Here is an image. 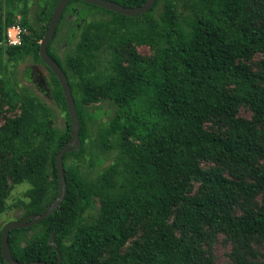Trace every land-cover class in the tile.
Returning a JSON list of instances; mask_svg holds the SVG:
<instances>
[{"label":"trees","instance_id":"1","mask_svg":"<svg viewBox=\"0 0 264 264\" xmlns=\"http://www.w3.org/2000/svg\"><path fill=\"white\" fill-rule=\"evenodd\" d=\"M57 1L51 0L52 7ZM74 1L82 0H71L67 6ZM114 1L136 6L145 0ZM161 1L138 16L82 2L114 14L120 22L141 20ZM250 1L194 0L192 13L185 17L174 2L163 0L157 26L136 32L138 42L156 38L163 43L155 57L133 69L123 66L114 54L111 74L99 82L94 23L85 27L75 52L64 62L48 43L50 54L69 78L83 145L64 155L67 184L59 205L38 223L10 230L15 258L56 264L59 249L62 264H96L109 247L114 264H215L211 246L203 247L213 240V233L225 232L237 248L264 237V167L250 159L251 153L264 158V143L252 148L249 141L259 133L256 123L264 119V85L256 82L257 77L240 60L264 51V28L252 25L253 14L247 10ZM11 24L10 18L0 15V38ZM44 32L30 45L25 41L27 35L20 45H8L6 54L12 57L32 50L34 59L52 73L56 101L68 110L59 80L39 54ZM132 54L134 62L141 64L138 55ZM1 63L0 59V67ZM100 95L117 105L108 132L119 137L120 165L110 167L103 178L93 182L74 165H67L66 159L70 155L79 158L86 151L87 113L80 100L97 101ZM18 96L20 113L0 128V158L6 163L4 169L0 167V201L9 188V175L15 182L30 181L24 217L43 213L58 197L56 154L69 143L72 127L68 115L66 127L58 130L48 106L28 92ZM241 102L253 108L252 121L236 115ZM212 117L225 119L231 129L225 134L208 129L206 122ZM207 158L229 159L251 180H235L220 170L204 169L200 161ZM194 179L200 181L199 191L190 194ZM96 195L101 201L99 211L90 224L83 223L82 213L95 204ZM238 204L243 208L241 214L235 212ZM173 212L174 219L168 223ZM138 224L143 225L144 238L121 253ZM1 233L2 229L0 264H9L2 256ZM235 260V264H252L239 249Z\"/></svg>","mask_w":264,"mask_h":264},{"label":"rangeland","instance_id":"2","mask_svg":"<svg viewBox=\"0 0 264 264\" xmlns=\"http://www.w3.org/2000/svg\"><path fill=\"white\" fill-rule=\"evenodd\" d=\"M170 1L176 4L178 12L185 17L192 13V8H194L196 3L194 0ZM52 3L51 0H0V15L3 19L6 17L10 18L12 24L20 23L25 26L27 32L23 37V41L27 35L25 41L30 45L32 41L37 40L39 33L46 31L57 4L52 7ZM163 3L162 0L158 7L144 15L139 21L118 22L115 21V15L110 12L94 8L82 1H74L65 8L60 18L55 33L49 41L50 49L64 62L69 55L75 52L85 27L90 23H94L93 35L98 45L95 50V64H97L98 68L97 82L111 74L110 67L114 54L118 55L123 66L136 69L153 59L158 47L163 44L156 38L150 41L138 42L136 40V32L140 29L157 26L159 12L162 10ZM247 10L253 14L252 25L264 28V0H251ZM5 27L7 28L8 26ZM3 37L4 34H2L0 40ZM133 52L138 55V60L141 64L134 62ZM0 59L2 62L0 67V128L3 127L8 118L20 113L18 94L28 92L51 109L53 113L51 117L52 123L58 130H63L68 123L69 112L56 101L52 73L41 61L34 59L33 51L23 50L12 57H8L6 47L0 48ZM240 60L246 63L257 77L256 82L264 85V67L262 65L264 51H256L249 58L242 57ZM72 79L76 83V88L79 89L78 79L75 77ZM91 92L94 93V90H91ZM78 98H80L79 94ZM80 103L87 113L88 135L84 142L86 151L79 158L70 155L66 159V163L78 168L87 180L96 182L106 175L110 167L116 166L117 168L120 165L117 160L120 152L118 146L119 137L108 132L109 123L117 111V105L102 95L99 96L97 101L80 100ZM236 115L241 119L252 121L255 112L248 102H241L238 105ZM206 127L212 131L224 134L231 129L228 121L217 117H212L208 120ZM256 127L259 133L249 140L252 148L258 143H264V135H261V132L264 133V119L259 120L256 123ZM130 138L136 140L135 137ZM82 145L83 141L81 140ZM250 159H254V164L264 167V158L260 155L251 153ZM4 163V158H0L1 169H4ZM200 163L204 169L220 170L224 175L232 179L251 180L248 174L244 175L239 170V167L229 159L221 162L207 158L202 159ZM8 178L9 188L4 199L0 201V230L8 221L21 219L26 212L25 204L30 200L28 195V191L32 187L30 181L15 182L10 175ZM199 186V180H192L189 193L195 194L198 192ZM95 200V204L82 213L83 223L90 224L97 215L101 204L100 197L96 195ZM257 200L260 202L261 196H258ZM235 212L237 214L243 213V208L240 204L236 205ZM174 215L175 212L169 217L168 223L173 221ZM206 229L212 232L210 227H206ZM172 230L179 233L176 227H173ZM144 235L143 225L138 224L126 243L120 248L121 253L129 252L136 247L137 243L144 238ZM23 236L25 237L26 235ZM212 237L213 240L209 243L206 241L203 247L208 250L211 246V251H209L212 253L215 264H235L237 249L245 253L247 260L251 261L252 264H264L263 236L254 238L249 246L242 248H237L234 241L223 231L213 233ZM51 243L55 244L54 241H51ZM96 264H114L110 259L109 247L103 249L99 262Z\"/></svg>","mask_w":264,"mask_h":264},{"label":"water","instance_id":"3","mask_svg":"<svg viewBox=\"0 0 264 264\" xmlns=\"http://www.w3.org/2000/svg\"><path fill=\"white\" fill-rule=\"evenodd\" d=\"M71 0H58L54 11L52 13L51 19L49 21L48 27L45 31L44 37L40 42L39 54L44 63L54 72L57 79L59 80L65 101L67 104L68 112L71 118V138L69 143L65 144L56 154V167L59 177V195L55 201L40 214H27L19 220L8 221L2 227L1 233V252L4 260L9 264H49L46 261H34V262H21L13 256L10 244H9V232L12 228H22L38 223L39 221L46 218L52 210L59 205L63 200L66 193V178H65V165H64V155L69 151H76L81 146L80 139V123L76 109L75 98L72 92V87L69 78L60 65V63L49 53L48 43L51 37L54 35L59 20ZM84 2L109 9L111 11L119 12L127 16H138L146 12L151 8L156 0H145L142 4L136 6H126L114 0H82ZM58 259L56 264H62V254L59 249Z\"/></svg>","mask_w":264,"mask_h":264},{"label":"built area","instance_id":"4","mask_svg":"<svg viewBox=\"0 0 264 264\" xmlns=\"http://www.w3.org/2000/svg\"><path fill=\"white\" fill-rule=\"evenodd\" d=\"M26 32V27L20 23L9 25L4 32V37L0 40V48H7L8 45H20Z\"/></svg>","mask_w":264,"mask_h":264}]
</instances>
